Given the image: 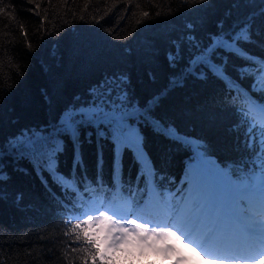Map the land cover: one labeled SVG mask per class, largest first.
I'll return each instance as SVG.
<instances>
[{
  "label": "trees",
  "instance_id": "obj_1",
  "mask_svg": "<svg viewBox=\"0 0 264 264\" xmlns=\"http://www.w3.org/2000/svg\"><path fill=\"white\" fill-rule=\"evenodd\" d=\"M0 9V171L6 175L0 264H92L86 226L76 227L84 202L135 207L154 192L179 198L197 152L233 169L234 178L235 168L244 167L239 162L252 155L243 145L249 120L240 109L264 105V93L251 90V78L241 79L246 61L221 50L212 58L220 64L227 56L226 72L247 90L239 96L206 67L193 72L189 65L213 37L230 36L249 20L253 43L240 47L264 58V0H0ZM102 83L112 91L109 99L126 92L127 104L142 113L128 121L138 146L117 149L104 125L81 124L75 132L60 127L63 114L90 103ZM248 115L260 123L255 108ZM153 121L173 127L179 139ZM29 130L61 142L55 170L73 186L54 179L46 157L7 149L9 138ZM168 257L139 250L119 264H163Z\"/></svg>",
  "mask_w": 264,
  "mask_h": 264
},
{
  "label": "snow or ice",
  "instance_id": "obj_2",
  "mask_svg": "<svg viewBox=\"0 0 264 264\" xmlns=\"http://www.w3.org/2000/svg\"><path fill=\"white\" fill-rule=\"evenodd\" d=\"M251 27L249 20L230 36L221 32L213 37L211 43L193 57L189 67L195 72L198 66H204L222 80L230 92L246 95L247 90L241 91L226 72L227 56L220 64L212 62L217 50L236 55L246 61L238 70L241 79L251 78V90L264 93V58L253 57L240 47L241 43H253ZM170 59L174 58L170 56ZM200 78H204L203 73H200ZM98 87L103 91L91 92L93 99L90 103L70 108L63 114L60 127L75 132L81 124L104 125L111 129L117 149L121 144L137 143L138 146V138L128 121L142 114L140 110L127 104L126 92L109 99L112 91L103 83ZM247 99L251 101L250 96ZM253 108L260 113L259 124L248 115ZM240 112L249 120L243 145L252 155L239 162L244 167L235 168V178L233 169L219 168L213 161L206 160L202 152H197V162L189 166L185 176L188 188L179 198L154 192L147 201L135 207L127 202L105 203L95 198L84 202L76 227L86 226L83 228L84 240L95 249L91 256L92 264H97V261L99 264H119L121 258H131L135 249L143 251L146 247L162 252L166 257L172 256L174 264H189L191 257L176 244L168 243L169 240L183 242L185 236L189 240L197 236L193 242L199 243L209 255L219 257V264H250L248 257L253 252H264V105L250 103ZM153 125L168 138L179 139L173 127H165L159 121H153ZM6 147L21 157H46V167L54 179L62 186L74 185V180H68L55 170V154L62 151L60 141L49 143L48 138L29 130L9 138ZM197 148L202 149L204 145L197 144ZM2 155L0 152V157ZM137 158L143 160L144 153L138 151ZM80 162L77 146L76 163ZM113 167L115 172V161ZM101 169L102 165L98 163V171ZM3 179L6 175L0 171V180ZM100 179L98 175V183ZM129 214L135 218L128 219ZM210 246L217 251H212ZM184 247L190 246L185 244ZM190 251L196 252V249L191 248ZM255 264H264V256Z\"/></svg>",
  "mask_w": 264,
  "mask_h": 264
},
{
  "label": "rangeland",
  "instance_id": "obj_3",
  "mask_svg": "<svg viewBox=\"0 0 264 264\" xmlns=\"http://www.w3.org/2000/svg\"><path fill=\"white\" fill-rule=\"evenodd\" d=\"M110 202L109 200H107V203ZM135 217H133L131 214H129L128 219H133ZM141 223L145 222V221H140ZM130 227V225H125ZM98 227V226H97ZM176 230V229H173ZM198 239L197 236H195V239L193 238L192 240H189L187 238V236H185V239L183 242L181 241H177V240H169L168 243H174L176 244L177 247H180L181 249H183L185 251V253L187 255H189L191 257V260L189 261V264H219V257L215 256V255H209L208 253H206L204 251V249L202 247H200L199 243H194L193 241H196ZM188 244L190 247L189 248H185L184 245ZM211 247V246H210ZM191 248H195L196 252H191L190 249ZM214 247H211L212 251H216L214 250ZM150 250L152 254H158L159 256H165L162 252H157L155 249L150 248V247H146L144 249V251H148ZM134 251H139V249H135ZM197 253H199V255H197ZM201 256L204 257V259H201ZM261 256H264V252H253L249 257V262L250 264H255V261L258 260ZM148 259V257H146V260ZM163 264H174V258L169 256L166 260L163 259ZM151 263V261H149V264Z\"/></svg>",
  "mask_w": 264,
  "mask_h": 264
},
{
  "label": "bare ground",
  "instance_id": "obj_4",
  "mask_svg": "<svg viewBox=\"0 0 264 264\" xmlns=\"http://www.w3.org/2000/svg\"><path fill=\"white\" fill-rule=\"evenodd\" d=\"M193 238L195 239V236H193ZM214 250H216L217 251V249L215 248Z\"/></svg>",
  "mask_w": 264,
  "mask_h": 264
}]
</instances>
